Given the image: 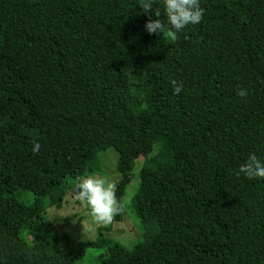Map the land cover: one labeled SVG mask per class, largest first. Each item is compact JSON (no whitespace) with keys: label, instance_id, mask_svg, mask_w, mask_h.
Segmentation results:
<instances>
[{"label":"trees","instance_id":"trees-1","mask_svg":"<svg viewBox=\"0 0 264 264\" xmlns=\"http://www.w3.org/2000/svg\"><path fill=\"white\" fill-rule=\"evenodd\" d=\"M140 4L0 0V264H53L37 244L60 264L91 248L98 264H264V178L235 174L264 157V0H199L200 23L171 35L144 27L166 23L161 0ZM118 78L135 98L112 92ZM108 149L121 203L142 158L141 238L125 250L109 224L62 252L45 212Z\"/></svg>","mask_w":264,"mask_h":264},{"label":"rangeland","instance_id":"rangeland-1","mask_svg":"<svg viewBox=\"0 0 264 264\" xmlns=\"http://www.w3.org/2000/svg\"><path fill=\"white\" fill-rule=\"evenodd\" d=\"M112 92L118 99L125 102L127 98H135V89L128 86L127 81L118 78L111 86ZM129 91V92H128ZM119 154L114 149H108L99 152L96 156V161L99 165V170L89 171L85 165L77 166V171L85 176H105L111 179L114 183L119 181L117 172ZM142 158H139L134 163V169L131 174V182L125 191L123 198V212L121 222H110L108 224H95L89 214V209L80 201L75 199L76 183L71 186L60 204L47 208L45 217L56 232L59 250L68 252L74 249L79 242H93L97 236L99 227H106L111 224L112 230L110 233H105V237L113 244L121 246L125 250H130L141 238L142 228L137 216L132 210V200L139 186V172L142 166ZM17 199L22 203H27L31 199L29 193L17 192ZM31 242L32 237L26 235ZM36 249L41 251L50 259L53 264H60L59 261L51 255L42 245L37 244ZM103 252L95 248L87 251L85 258L76 264H98V257Z\"/></svg>","mask_w":264,"mask_h":264},{"label":"clouds","instance_id":"clouds-1","mask_svg":"<svg viewBox=\"0 0 264 264\" xmlns=\"http://www.w3.org/2000/svg\"><path fill=\"white\" fill-rule=\"evenodd\" d=\"M165 19L149 20L145 23V30L150 34H160L167 28L169 34L179 33L189 24L200 23L204 10L199 0H161ZM143 10L152 8V0H141ZM155 16L161 13L155 11ZM181 86H174L173 94L179 95ZM240 97L246 96L245 90L237 93ZM237 179L264 178V157L252 154L247 162L236 170ZM75 199L82 202L88 209L95 224H108L114 215L123 210V203L118 202L115 195V183L105 176H85L76 183Z\"/></svg>","mask_w":264,"mask_h":264}]
</instances>
